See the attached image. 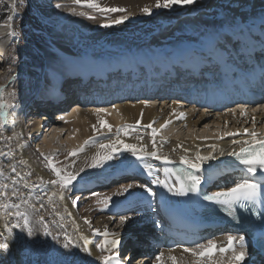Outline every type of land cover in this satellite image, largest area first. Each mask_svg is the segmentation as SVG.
Returning a JSON list of instances; mask_svg holds the SVG:
<instances>
[{
  "label": "bare ground",
  "instance_id": "6f19581e",
  "mask_svg": "<svg viewBox=\"0 0 264 264\" xmlns=\"http://www.w3.org/2000/svg\"><path fill=\"white\" fill-rule=\"evenodd\" d=\"M97 2L101 5H106V7L125 8L126 12L119 13V15H128L129 19L124 22H133L144 17L145 15L140 9L144 6L154 5L155 0H97ZM202 2H207L210 8L214 6L213 0H197V3L190 7L189 11L184 12H190L187 22L184 20L186 22L184 29L187 33L193 35V40H188L186 37L178 38L173 35L172 38L173 40L175 39V42L170 45L164 44L162 46L160 44L154 46V44L149 42L147 45L139 46L132 51L122 52L121 55L107 59L85 55L78 60L72 58L68 53L58 51L60 56L59 63L56 64L57 61L54 60V62L49 61L51 64H56V71L51 73L48 80L41 77V68L36 67L31 60L28 63L20 64L23 68L17 69L15 67L11 71H7V49L5 48V45L8 44L5 40L7 35L0 39V85L4 86L5 98L12 104L9 109L8 122L3 128H0V152L6 153V155L0 156V170L4 172V177H0V186L3 184L9 185L7 195L0 198V202L20 203L21 196L23 199L28 200L29 205L21 204L20 211H27L30 226L34 232L32 236H28L26 232H21V229L17 228L9 237L5 229V223L7 222L10 226L14 216L0 211V238L2 242L7 238L10 245L9 251L4 252L9 260L8 264H100L97 259L100 253L96 250L95 245L100 243L104 237L102 235H94L91 229L96 228L103 232L105 226H107L109 233H115L121 239L120 256L122 260L124 258H122V254L128 250H131L130 253H132L131 256L133 257L144 254L145 249L148 248L153 251V254L165 253L163 264H171V261L167 260L168 255H175L178 258L183 256L187 264H190L193 257L182 251L183 247L187 246L175 239V232L162 219L161 213L166 207L173 208L178 204H182L189 210L193 209L185 196L172 195L166 189L153 184L152 180L157 176L162 179L166 178L164 170L166 168L171 169L173 164H180L179 158L181 155H187L191 159L195 157L197 149H199L201 155L213 152L211 145H215L213 153L215 159L206 162L201 172L198 173L202 178L201 185L206 188L208 193L230 187L234 182L247 177L249 174L244 171V166L231 165L232 159H235V157L229 156L227 153L234 150L238 151L241 147L240 144H233V140L242 141L249 139V137L243 135L224 137L223 139L218 137L223 136L225 132H235L245 127L252 130V117L256 119L254 130L264 136V108L263 112L259 111L258 108L262 105L246 107L247 115L243 117L240 112L233 114L230 109L223 111L198 110L190 104H180L175 100L167 102L137 98L132 101H126L122 98L95 102L94 100L92 102L87 100L86 104L84 105L83 103L82 106L75 101L76 103L71 107L60 109L56 114L49 110L48 112L46 110L42 111L46 115L41 117V119L44 118L43 120H32L33 118L30 120L31 138L34 139L38 135L42 136L44 134L43 142L46 148L54 147V138H58L57 141L65 143L66 151L69 152L73 149H79L86 140L92 138L91 136L94 134L92 125L96 124L98 130L101 129L97 123V116L92 112V109H109L110 114L101 113L100 119L112 125L115 133H106L104 136L92 138L83 151H78L77 155L73 156L72 164H75V171H77L76 174L74 173L77 179L74 181L73 188L77 190L80 188L78 192L84 193L81 196L83 200L79 199L81 202L78 201L75 207H73L72 200L69 199L70 196L66 189H62L59 184L42 183L38 179V177H42L44 181H51L57 179V177L47 167L48 163L43 161L40 155L30 148V142L24 136L21 117L30 104L36 101V98L42 100L45 95L48 97L51 94L55 98L61 92H66V97H69L70 88H65L64 91H60L58 88L63 76H73L75 78L77 77L76 75H80L77 79H85L87 75L89 77L91 75L101 76L105 74L106 70L117 67L123 71L131 69L133 72L139 73L143 71L147 73L153 70L156 65L162 68L170 65L171 62L175 61L174 59H176L178 53L181 54V59H185L184 53L193 47L191 41H202L208 47L209 39L215 38L214 27L212 24L203 23L202 19L206 18L205 14L196 18V14L200 13ZM61 10L66 14L73 12V9L68 6H63ZM156 10L154 9L153 11L155 12ZM216 13L221 23L222 29L220 28V31H224L228 38H234V36L239 38L244 44L250 40L253 34L264 30V0H231V10L226 9L221 3ZM251 14L253 16H250ZM198 16L201 15L198 14ZM176 17L179 18L180 16ZM246 17H250L255 24L245 26L243 20ZM72 21L83 30L91 31L92 29L91 25L85 22V24H82L79 19ZM159 32H162L158 33L162 38L169 35L165 28L160 29ZM54 52L56 53L57 50ZM34 54L36 56L32 57L36 61L40 54L37 52ZM89 77L87 78L89 79ZM91 81L89 80V82ZM77 82L78 80L74 81L75 84ZM39 87L40 91L47 94L40 93V95H37ZM54 90H57V93ZM11 92H15L14 98L8 95ZM263 99L264 96H261L258 101ZM113 105L116 106L118 111L113 109ZM50 108L55 109V106L51 105L46 109ZM68 109L71 110L68 111ZM174 109L175 114H173ZM141 113H143L142 117ZM179 113H184V118L177 119L176 117ZM60 117H63V119H60ZM138 119L141 120L140 125H136V120ZM165 120H170L171 123L158 133L156 143L158 146L162 144L159 150L170 157L173 161L171 164H163L161 161L154 160L151 157L138 160L132 155L131 151L124 150L120 145H117L119 151L115 153L113 160L119 159L121 163H111V165L109 164L110 166H106L109 169L102 178L96 177L95 174H92L94 178H85L86 175L84 177L80 176L81 168L84 170L95 168L88 167V165L92 162V155L97 151V144L107 143L109 140L115 139L117 127H122L126 124L133 125L132 129L127 130V135L122 131L120 138L124 143L137 144L138 146L144 144L150 151L152 148L151 129L146 128L145 125L154 121L153 127L159 129ZM42 121L44 122L43 124H41ZM45 127L49 128L43 131ZM7 136H13V139L8 141L5 139ZM137 137H142L143 139L138 140ZM178 143L182 145L181 148H176ZM184 148L189 149L187 154L184 153ZM52 149L54 150V148ZM221 150L224 152L223 156L220 155ZM20 160H24L27 163L20 164L18 163ZM145 164L152 165L154 169L153 176H149L144 170ZM13 166L15 167V172L12 171ZM97 171L94 173H97ZM28 173H31V175H28ZM145 175L148 181L144 180L143 177ZM13 179L18 181L16 185H12ZM167 179L170 183H175L172 176L167 177ZM130 182L134 185L145 184L151 187L156 195L154 197L148 196L143 188L133 187L128 193L113 196L107 208L92 207L93 203L90 202H92L93 198H90V196H92L93 192L100 193L101 197H97V199H101L102 196L111 195L120 189L121 186ZM13 192L16 193L15 196H13ZM29 192H31V195H29ZM61 193L63 194V199L60 198ZM50 196L52 197L51 201L48 199ZM9 211L14 213L15 209ZM111 213H120L131 217V219L125 225H120L119 230L116 227L110 229L115 220V217H111ZM149 213H152V215ZM134 214H138L137 216L139 217H135ZM40 217H44V222L48 224L49 230L53 235L57 236L59 242L53 240L51 236L43 234V225L37 223ZM85 217L91 221V228L84 223ZM60 225H63V227L61 228ZM148 225L152 231L149 236L144 237L142 235L145 231L144 227ZM130 226H134L136 231L130 233ZM65 234L81 246L84 242L80 239V236H85L89 242L92 255L89 256L81 252L79 248L64 249L62 245ZM226 237L225 233L221 235L213 234L201 238L199 242L213 239L221 243L226 241ZM194 244H190L188 247L194 246ZM148 256H151L149 251L138 259V263L135 262L136 259L133 264H155V261L151 263L150 259L145 260ZM3 259L4 257L0 255V262L4 263ZM246 261L249 262L250 259L246 258Z\"/></svg>",
  "mask_w": 264,
  "mask_h": 264
},
{
  "label": "snow or ice",
  "instance_id": "6c2138e0",
  "mask_svg": "<svg viewBox=\"0 0 264 264\" xmlns=\"http://www.w3.org/2000/svg\"><path fill=\"white\" fill-rule=\"evenodd\" d=\"M21 3L24 0H20ZM73 2L77 5L86 6L88 8L94 9L101 13H124L126 9L123 7H102L97 0H73ZM197 3V0H155L154 5L152 6H144L140 9V11L146 15H152L153 10H168L172 9L174 5L187 6L194 5ZM13 9L15 8V0H13ZM57 8H60L61 5L57 4ZM82 14V13H81ZM13 17L9 16L8 20H12ZM128 15H121L117 19L113 20L112 24H121L124 21L128 20ZM102 27H110L111 24L105 23L101 25ZM9 35L15 36V32H10ZM10 97H15V92H11L8 94ZM12 107L11 102L5 98V88L3 85H0V128H3L8 122L9 109ZM113 109H116V106L113 105ZM230 111L235 114L236 109H230ZM92 112L97 116V123L101 128H107L109 132L112 131V125L108 124L105 120L100 119V114H110L109 109L107 108H94ZM240 115L246 116V106H239ZM173 114H175V109L173 110ZM143 113H141L142 117ZM177 119L184 118V113H179L176 117ZM63 119V117H60ZM153 122L145 125L146 128L151 129L152 136V148L149 151L147 146L144 144H130L124 143V141L120 138V133L123 131L125 135H127V130L132 129L134 126L130 124L123 125L122 127H117L116 129V138L109 140L107 143H99L97 144V151L91 157V164L88 167H97L102 164H105L108 161L114 159L115 153L119 151L117 145H120L124 150L131 151L132 155L136 157L138 160H144L146 157H151L154 160L161 161L163 164H171L173 161L167 154H163L159 148L162 147L156 143V137L160 131L166 128L171 121L165 120L163 124L160 125V128L157 129L153 127ZM227 123V122H225ZM141 120H136V125H140ZM253 129L245 127L242 130H237L235 132H225L223 136L218 137L219 139H223L224 137L231 136H246L249 139L233 140V144H240L241 147L239 150H234L228 152L227 155L235 157V159L239 162V164L244 166V171L249 174L245 178H241L239 181L234 182L232 186L225 187L223 189L212 192L211 194H204L202 199L204 201L210 202L212 204L220 206V209L231 216L237 208H247L249 206H255L261 199L262 194H264V136H261L257 133L254 128L256 124L255 117H252ZM207 127V125H205ZM92 129L94 133L98 132L97 125H92ZM6 140L11 141L13 136L5 137ZM138 140H142V137H137ZM206 139V138H205ZM92 138L86 140L84 144H82L79 149H73L68 152L69 156L77 155L78 151H83L84 147L87 146L91 142ZM166 142V141H165ZM181 144H177L176 148H181ZM213 152H209L207 155H201L199 149H197L195 157L189 158L187 155H181L179 158V163L183 165L186 169L190 171L181 172L174 171L172 169L166 168L164 170V176L166 178H159L157 176L152 180L153 184H156L164 189L167 192L171 193L175 196H187L189 193H197L198 186L202 183L201 175L198 173L201 172L204 164L210 160L215 159L214 151L215 145H211ZM175 151V149H173ZM184 153L187 154L189 149L184 148ZM6 155L4 152H0V156ZM44 156L43 153H41ZM220 155L223 156L224 152L221 150ZM44 159L48 161L47 167L51 168L54 175L57 179L51 181H44L42 177H38L42 183H51V184H59L62 189H67L72 184L73 181L77 179L75 174L70 172L63 173L61 169L57 168L53 159L50 156H44ZM20 164H26L27 162L24 160L18 161ZM144 170L147 172L149 176H153L154 169L151 164H145ZM12 171L15 172V167H12ZM80 171H84L83 168ZM182 173V174H181ZM31 175V173H28ZM257 175H259L260 179L257 180ZM174 176L175 183H170L167 177ZM0 177H4L3 170H0ZM18 181L16 179L12 180V185H16ZM133 187L143 188L144 191L148 194V196H155L156 193L152 190L151 187L145 184H136L128 183L126 185L121 186L120 189L113 192L111 195H104L97 202L101 203L104 208H107L109 203L112 201L113 196H120L124 193H128ZM9 188L8 184H3L0 186V198H3L7 195V189ZM16 193L13 192V196ZM31 195V192H29ZM92 195L94 197H101L100 193L93 192ZM61 199H63V194L61 193ZM49 201H51L52 197H48ZM77 199L72 201L73 207L77 205ZM21 204L29 205V201L20 197V203H12V202H0V211L6 212L8 215H13L14 220L11 222L10 226L6 222L5 229L11 236V233L20 228L21 232H26L28 236H32L34 234L33 228L30 226L29 215L27 211H20ZM43 207V205H41ZM15 209V212L12 213L9 210ZM59 215V213H57ZM131 219L129 216H122L120 218L121 226L125 225L127 221ZM37 223H41L43 225V234L45 236H51L53 240H57L56 235L49 230V226L44 222V217H40ZM84 223L91 228V221L85 217ZM62 228L63 225H60ZM92 233L94 235H102L104 239L95 245L96 250L99 251L100 255L97 259L100 261V264H125V261L129 259V257H124L123 260L120 256V247H121V239L115 233H109L107 226L103 232L100 229L92 228ZM111 237V238H109ZM80 239L84 242L83 245H78L75 243L67 234L64 235V243L62 247L64 249H75L79 248L81 252L86 253L91 256L92 252L89 248V242L87 238L83 235L80 236ZM9 242L6 238L3 242H0V250L4 252L9 251ZM183 253L189 254L193 259L190 264H245L246 258L250 259V253L248 252L246 246V237L245 235H232L228 234L226 237V241L218 243L216 240L209 239L206 242L195 243L194 246L191 247H183ZM165 259V253L159 252L155 256V264H163ZM167 260L171 261V264H187L184 260L183 256L178 258L175 255H168Z\"/></svg>",
  "mask_w": 264,
  "mask_h": 264
},
{
  "label": "rangeland",
  "instance_id": "374dc122",
  "mask_svg": "<svg viewBox=\"0 0 264 264\" xmlns=\"http://www.w3.org/2000/svg\"><path fill=\"white\" fill-rule=\"evenodd\" d=\"M213 3L214 6L210 8L207 2H202L199 10L200 13H198L201 16L196 14L197 17H195H202L205 14L206 18L202 19L203 23L212 24L214 28H219L221 23L218 16H216L218 7L222 3L226 9L231 10V0H213ZM57 4H60L61 7L57 8ZM12 5L13 0H0V17L2 14H7L3 19H0V34L5 32L8 33L5 39L6 43H8L5 47L7 49V71H11L15 67L17 69L23 68L20 64H23L24 62L28 63L31 60L36 67L41 68V77L47 80L49 79L51 73H55L56 71L55 65L59 63L60 59L58 51L68 53L72 58L78 60L82 59L85 55L107 59L121 55L122 52L132 51L134 48L136 49L139 46L147 45L149 42L154 44V46H158L160 44L162 46L164 44L170 45L175 42V39L173 40L172 38L173 35L178 38L186 37V39H194L189 36L190 33H187L184 29V25L187 22L190 13L184 12L189 11L190 7H193V5L186 6V8H184V6L174 5L175 7L173 6L172 9L156 10L155 12L153 11L152 15H143L144 17L139 18L137 21H127L121 24L111 23L113 20L121 16L119 13H101L86 6L77 5L73 2V0H24L23 3H21L20 0H15L14 9ZM63 6H68L73 9V12L71 14L63 13L61 10ZM101 6L106 7V5ZM209 12L211 13L209 14ZM9 16H12L13 19L8 20ZM176 16L180 17L178 18ZM75 19H79L82 24L88 23L91 25V31L79 28L72 21ZM105 23H109L111 26L102 27L101 25ZM163 28H165V30L169 33V37H160L158 33H162L159 32V30H162ZM10 32H15L16 35L11 36L9 35ZM55 50H57L56 53L54 52ZM35 52L40 54V57L36 61L33 58L36 56V54H34ZM53 60L57 61L56 64H51L49 62ZM40 90L41 89L39 87L37 90L39 93L37 95H40ZM73 104L74 101L68 103L67 108L71 107ZM45 116L46 115L44 114L37 115V111L34 110V107H29L21 117L24 136L27 140H29L30 148L35 150L43 161L47 163L48 161L44 159V156L52 157L54 165L61 169L62 174L68 172L76 174L77 171H75V164H72L73 156L68 155V151H66L67 148L64 146L65 143H61L59 140L57 141L58 138H54V147L46 148L43 142L44 134L42 136L38 135L37 138L34 139L31 138L29 126V123H31L30 120L33 118L32 120L40 119L41 121L44 118L41 119L40 117ZM106 133L114 134V128L112 127L111 132H109L107 128H101L91 137H101L106 135ZM181 133L183 134V132ZM52 148H54V150ZM41 153H43L44 156H42ZM111 163L119 164L121 163V160H111L110 162L108 161L105 164L100 165L102 167L97 166L91 170L86 169L80 172V176L84 177L86 175L85 178H94L92 174H95L96 177L102 178L105 176L106 171L109 169L107 167L110 166ZM95 170H98L97 173H94L96 172ZM100 171L102 173H98ZM52 174L54 173L52 172ZM73 184L74 181L70 185L72 188L69 186V188L66 189V192L68 191L70 196L69 199L72 201L77 198L81 199L82 194H84L83 192H78L80 188H78V190L73 188ZM90 198H93L92 202H90L93 203L92 207H97L99 209L100 207H103L101 203L97 202L99 198L97 199V197H94L93 195L90 196ZM79 199L77 202H81L83 197L81 200ZM111 215L109 216L115 217V220L110 229H114L115 227L118 229L121 225L120 218L125 215L120 213H111ZM137 215L138 214H134L135 217H139ZM133 228L134 226H130V233L136 231V228ZM144 230L145 231L142 234L144 237L149 236V233L152 231L149 225L145 226ZM0 242H2L1 238ZM130 251L131 250H128L122 254V258L130 257L125 261L127 264H133V261L136 259L137 260L135 262L138 263V259L147 254V251L151 253V256L146 257L145 260L150 259L149 261L151 263L155 261V256L157 255V253L153 254L151 249L146 248L144 254L132 257V253H130ZM0 255L4 257V263L0 262V264H8L9 260L4 251L0 250Z\"/></svg>",
  "mask_w": 264,
  "mask_h": 264
},
{
  "label": "trees",
  "instance_id": "16d2710c",
  "mask_svg": "<svg viewBox=\"0 0 264 264\" xmlns=\"http://www.w3.org/2000/svg\"><path fill=\"white\" fill-rule=\"evenodd\" d=\"M7 14H2L0 19H3Z\"/></svg>",
  "mask_w": 264,
  "mask_h": 264
}]
</instances>
